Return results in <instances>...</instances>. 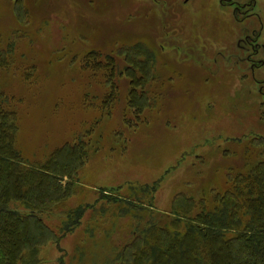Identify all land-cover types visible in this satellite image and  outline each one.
<instances>
[{
  "label": "rangeland",
  "instance_id": "rangeland-1",
  "mask_svg": "<svg viewBox=\"0 0 264 264\" xmlns=\"http://www.w3.org/2000/svg\"><path fill=\"white\" fill-rule=\"evenodd\" d=\"M254 1L253 16L239 22L220 0H0V49L12 48L0 84L18 112L17 147L37 163L67 142L90 146L73 195L42 216L61 233L71 210L86 212L42 247L38 264H113L138 225L168 222L177 194L211 203L230 173L264 161V146L253 142H264V65L253 77L250 51L238 45L246 28L261 30L255 58L264 59V0ZM141 43L157 63L151 101L137 114L126 69L135 66L122 51ZM157 183L145 194L152 205H139L135 194ZM111 189L130 199H104Z\"/></svg>",
  "mask_w": 264,
  "mask_h": 264
},
{
  "label": "trees",
  "instance_id": "trees-1",
  "mask_svg": "<svg viewBox=\"0 0 264 264\" xmlns=\"http://www.w3.org/2000/svg\"><path fill=\"white\" fill-rule=\"evenodd\" d=\"M16 12L20 21L28 16L21 4ZM122 52L135 66L126 69L131 73L130 105L140 114L151 101L147 89L156 78V54L142 43ZM11 53L12 48L0 49V73L9 67ZM108 63L114 72L109 77L112 100L118 88L113 80L117 62L111 58ZM12 100L0 84V264H38L42 247L50 241L59 243L86 212V207L71 210L61 233L42 216L73 195L90 146L86 141L67 142L46 161L28 162L17 147L19 118ZM253 142L264 146L260 140ZM228 183L225 193L214 192L211 203L177 194L168 222L158 219L138 225L139 231L116 253L113 264H264V161L250 165L247 172L230 173ZM158 184L141 188L145 192L135 194L136 202L143 206L147 200L152 205L153 196L145 194L153 193ZM120 189L108 190L102 197L129 200L117 194ZM15 203L26 212L13 208Z\"/></svg>",
  "mask_w": 264,
  "mask_h": 264
},
{
  "label": "flooded vegetation",
  "instance_id": "flooded-vegetation-1",
  "mask_svg": "<svg viewBox=\"0 0 264 264\" xmlns=\"http://www.w3.org/2000/svg\"><path fill=\"white\" fill-rule=\"evenodd\" d=\"M191 1L192 0H183L182 4L184 6H188ZM220 3L233 6L234 12L236 14H238L237 18H238L239 22H245L247 19H250L253 16L252 13L254 12V11L252 12V8L256 7V2L254 0H244V2H239L237 0H220ZM260 7L262 9V12L264 13V8H263L264 6L261 5ZM261 26H262V24H261ZM262 28H263V26H262ZM260 35H261V30L258 31L256 29H247L246 28V33L244 34L243 37H241L239 39V42H238V45L241 44V46H243V48L245 50H248V52L250 51V53L247 57H248V60L252 64L251 65V71H252L253 77L255 76L256 70L260 69V66L264 65V59L260 58L256 62V58H255L259 54L260 48H261L259 46V42H258ZM248 47H250L251 50H249ZM258 65H260V66L258 67ZM261 86H262L261 94L263 95L264 94V92H263L264 81L261 82Z\"/></svg>",
  "mask_w": 264,
  "mask_h": 264
}]
</instances>
